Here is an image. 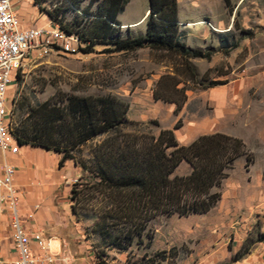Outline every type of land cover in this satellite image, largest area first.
<instances>
[{
    "label": "trees",
    "instance_id": "trees-1",
    "mask_svg": "<svg viewBox=\"0 0 264 264\" xmlns=\"http://www.w3.org/2000/svg\"><path fill=\"white\" fill-rule=\"evenodd\" d=\"M82 2L62 0L54 12L48 9L45 12L67 34L86 42L81 48L83 52H91L97 44L111 45L112 48H106L109 51L148 45L161 58L168 59L172 72L159 76L152 94L155 100L175 103L174 112L178 113L187 99L186 82H197L190 59L209 60L213 53L211 49L186 44L178 26V1L147 0L145 29L138 35H132L129 27L124 35L118 19L129 0H88L80 9ZM226 3L230 9L229 0ZM69 7L75 11L72 20L65 24L55 20L59 13L64 17ZM234 45L235 42L220 36L224 53ZM224 83L226 80H210L204 87ZM24 105L28 107L25 120L32 125L25 124L13 131L15 139L20 145L31 144L60 153L59 167L66 159L76 165L72 151L100 137L91 148L96 180L88 187L100 200L94 229L121 249L134 242L142 243L145 234L151 240L153 236L147 228L156 216L208 212L220 200L219 188L237 158L245 157L246 169L253 161L242 139L223 132L200 134L190 143L181 144L175 135L180 120L169 128L159 127L155 119L147 123L131 119L127 114L128 101L111 92L79 96L58 90L38 103L25 98L20 106ZM149 124L157 126L158 131H152ZM182 161L190 165V171L175 173ZM257 240L264 241V233Z\"/></svg>",
    "mask_w": 264,
    "mask_h": 264
},
{
    "label": "rangeland",
    "instance_id": "rangeland-1",
    "mask_svg": "<svg viewBox=\"0 0 264 264\" xmlns=\"http://www.w3.org/2000/svg\"><path fill=\"white\" fill-rule=\"evenodd\" d=\"M18 1L16 12H20L21 16L30 14L31 24L49 27L53 21L45 10L54 12L55 6H59L62 0H39L38 3L33 0ZM141 2L132 0L122 19L133 16ZM87 4L88 0H83L80 9ZM74 17L75 11L69 7L64 17L59 13L55 20L65 24ZM122 28L126 35V28ZM129 32L132 35L141 34L137 28H129ZM73 39L79 41L76 36ZM188 43L192 45L190 38ZM85 45L86 42H80V50L75 53L30 51L22 63L20 77H16L8 90L7 104L12 115L8 113L7 119L12 120V137H15L13 131L17 128L32 125L31 121L25 120L28 107H21V101L28 98L32 103L42 102L58 90L79 96L115 93L128 101L127 114L131 119L146 123L155 119L159 127L169 128L180 120L181 126L175 130V135L181 144H188L200 135L194 125L196 121L204 120L210 109L206 93L208 87L204 85L210 80H217L213 78L218 72L228 71L222 65L206 71L204 59H190L197 73V82H186L187 99L175 113V103L155 100L152 94L159 76L172 72L168 59L161 58L148 45L128 51H109L106 48H112L111 45L97 44L88 53L81 50ZM149 126L152 131H158L157 126ZM99 139V136L92 138L72 151L78 176L69 183L67 191L60 193V246L52 250L53 260L48 264H252L245 262L244 258L252 255L257 242H264L257 240L264 231H261L259 219L252 221L249 229H239L241 211L245 207H238L237 198L231 195V191L237 186V181L244 185L242 196L238 199H243L253 189L245 186L247 174H244L242 160L228 170L219 188L221 198L208 212L187 216L159 215L147 228L153 236L151 240L145 234L142 243L134 242L127 249L108 243L94 229L100 200L94 190L88 188L96 180L92 171L91 148ZM251 153L253 164L255 154ZM256 161L261 162L260 158ZM187 170H190V165L182 161L175 173H186Z\"/></svg>",
    "mask_w": 264,
    "mask_h": 264
},
{
    "label": "crops",
    "instance_id": "crops-1",
    "mask_svg": "<svg viewBox=\"0 0 264 264\" xmlns=\"http://www.w3.org/2000/svg\"><path fill=\"white\" fill-rule=\"evenodd\" d=\"M177 1L179 31L186 44L191 48L212 50L209 60L200 58L206 62V71L214 70L219 64L228 70L213 78H222L226 83L208 87L210 109L204 120L196 121L194 128L198 127L199 134L223 132L240 138L255 154V161L248 169L245 157L240 156L235 161L236 164L242 160L244 174H247L245 186L253 189L243 199H238L244 185L237 181L231 195L237 198L238 207H245L241 211L239 229H249L250 223L259 219L261 231H264V0H229L230 9L226 0ZM131 2L129 0L118 14V19L122 27L137 28L143 33L148 2L142 0L133 16L122 19ZM18 4L16 1L14 9ZM19 13L22 28L36 25L31 24L30 14L21 16ZM220 36L235 42L227 53L220 47ZM10 138L17 142L12 135ZM18 146L15 153L0 151V169L4 163L14 167L13 185L19 194L22 222L30 234L40 232L44 238H49L55 251L60 246L59 196L78 176V168L71 159H66L59 167L61 154L53 150L31 144L18 143ZM3 195L4 189L0 187V264H11L16 254L9 225L10 211L8 203L1 201ZM244 261L264 264V242H257L252 255Z\"/></svg>",
    "mask_w": 264,
    "mask_h": 264
},
{
    "label": "built area",
    "instance_id": "built-area-1",
    "mask_svg": "<svg viewBox=\"0 0 264 264\" xmlns=\"http://www.w3.org/2000/svg\"><path fill=\"white\" fill-rule=\"evenodd\" d=\"M18 0H0V151L17 152L19 146L10 135H5V105L10 85L15 81L21 66L31 50L71 52L80 50V41L73 39L53 22L49 27L32 25L21 27L14 9ZM14 167L4 163L0 169V187L4 189L1 201L8 203L9 225L15 258L11 264H48L52 262L51 240L40 232L32 234L25 228L19 213V194L13 185Z\"/></svg>",
    "mask_w": 264,
    "mask_h": 264
},
{
    "label": "bare ground",
    "instance_id": "bare-ground-1",
    "mask_svg": "<svg viewBox=\"0 0 264 264\" xmlns=\"http://www.w3.org/2000/svg\"><path fill=\"white\" fill-rule=\"evenodd\" d=\"M7 99H8V95H7ZM8 113L12 115V112L8 109V104L6 103L5 105V135H10L11 133V121L12 120L7 119Z\"/></svg>",
    "mask_w": 264,
    "mask_h": 264
}]
</instances>
